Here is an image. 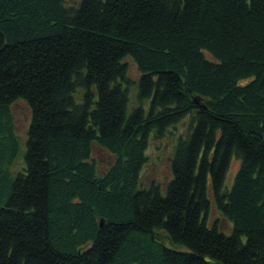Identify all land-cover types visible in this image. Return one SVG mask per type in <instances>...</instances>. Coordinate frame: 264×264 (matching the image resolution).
Wrapping results in <instances>:
<instances>
[{
	"label": "trees",
	"instance_id": "16d2710c",
	"mask_svg": "<svg viewBox=\"0 0 264 264\" xmlns=\"http://www.w3.org/2000/svg\"><path fill=\"white\" fill-rule=\"evenodd\" d=\"M185 121L168 182L139 186ZM0 264H264V0H0Z\"/></svg>",
	"mask_w": 264,
	"mask_h": 264
},
{
	"label": "rangeland",
	"instance_id": "374dc122",
	"mask_svg": "<svg viewBox=\"0 0 264 264\" xmlns=\"http://www.w3.org/2000/svg\"><path fill=\"white\" fill-rule=\"evenodd\" d=\"M124 62H126L127 67V82L124 84V86L127 87L128 114L131 109L136 106L135 96L137 91V82L140 74L130 58L126 57L124 59ZM11 110L14 120L15 134L18 137L19 141V154L13 165L10 167V170L12 174H17L21 172L25 167L23 154L25 151V142L27 138V130L30 123L31 112L27 103L23 100L15 101L12 104ZM186 125V121L182 122L175 128H172L170 132H168L167 136L161 138H150L149 146L146 151L147 162L142 168L139 186L147 187L148 185H150V183H159L161 186H164L168 182L171 176L170 161L173 149L178 137L185 133ZM92 158L96 162L97 170L99 173H103L114 159L111 154H109L96 144H93L92 146ZM235 169H237V163H233L231 165L230 173L228 176L230 178V182L232 180V176H234ZM216 218H218V224L221 227L220 230L225 234H229L232 229L230 222H228L224 217L220 215L214 205H211L207 219L209 222H212Z\"/></svg>",
	"mask_w": 264,
	"mask_h": 264
}]
</instances>
